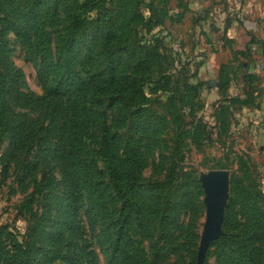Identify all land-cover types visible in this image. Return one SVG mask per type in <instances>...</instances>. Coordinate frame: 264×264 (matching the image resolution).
Wrapping results in <instances>:
<instances>
[{
	"label": "rangeland",
	"instance_id": "1",
	"mask_svg": "<svg viewBox=\"0 0 264 264\" xmlns=\"http://www.w3.org/2000/svg\"><path fill=\"white\" fill-rule=\"evenodd\" d=\"M178 1L95 0L88 11L80 9L84 0H59L54 6H43L52 54L56 53V38L70 24L69 12L79 14L86 24L80 54L92 60L74 70L78 80L105 70L101 41L104 21L112 14L119 84L137 77L143 88L140 93L122 91L114 99L101 97L93 108L84 158L91 180L105 194L106 203L92 206L86 200L88 189H81L76 205L81 228L78 236L72 229L70 210L64 206L60 167L44 160L42 143L31 147L18 141V134L26 132L18 127L19 116L24 114L35 121L39 111L15 109L14 130L0 137V228L9 227L27 249L31 248L32 264H136L137 254L143 255L146 264H196L207 209L200 178L211 170H228L230 174L224 234L220 237L237 235L244 246L262 254L263 262L258 264H264V89L260 91L247 78L249 68H257L256 59L249 55L239 60L233 54L217 69L220 61H211L210 53L220 50L216 41L221 34L213 31L209 39L201 24L206 17L178 10L184 8V0ZM4 33L7 54L0 61L3 71L13 74L25 92H47L51 73L45 71L33 40L10 26L4 27ZM222 65L228 66L225 72ZM246 96L250 102L245 101ZM236 97L243 103L233 102ZM138 109H143L148 119L145 117L147 129L135 137L143 160L137 186L151 191L140 196L142 211L134 219L141 224L133 226L128 251L123 252L119 243L115 258H110L111 245L102 235L101 224L111 225L129 211L122 209L125 206L109 183L100 128L106 123L117 134L125 159ZM184 197L185 207L172 215L179 226L175 244L166 243L155 252L157 216H168ZM152 233L153 238L149 237ZM218 239L211 242L204 261L234 264L220 257L224 249L213 244ZM76 241L79 247L74 258ZM7 256L9 264H21L17 255Z\"/></svg>",
	"mask_w": 264,
	"mask_h": 264
},
{
	"label": "trees",
	"instance_id": "2",
	"mask_svg": "<svg viewBox=\"0 0 264 264\" xmlns=\"http://www.w3.org/2000/svg\"><path fill=\"white\" fill-rule=\"evenodd\" d=\"M58 1L0 0V61L7 54L4 27L10 26L33 40L37 53L41 55L45 71L51 73V84L47 92L43 94L25 92L17 85L13 74L3 71L0 63V137L5 132L14 130L16 122L13 123L12 119L15 120L17 107L39 111L35 121L24 114L19 116L18 127L25 129L26 132L18 134V141L20 144L27 142L31 147L35 142L42 143L44 160L47 163L56 162L60 167L65 186L64 206L66 210H70L69 216L74 220L72 229L78 236L81 228L76 205H78L82 195L81 189L84 187L88 189L86 200L92 206L102 207L106 203L105 194L91 180L84 158V147L92 126L93 108L101 97L114 99L117 95H121L122 91L140 93L143 82L137 77H128L126 84H119L114 58L115 21L112 14L104 21L105 32L101 41L105 54L104 59L107 63L105 70L91 75L85 80H78L74 76V70L92 60L91 56L82 57L80 54V42L86 34V24L78 17L79 14L69 12L70 24L65 32L56 38V53L52 54L50 34L42 8L43 6H54ZM94 1L84 0L80 9L82 7H84V11L92 9ZM53 15L56 13L53 12ZM251 53H253L252 45L246 48L243 55L248 57L252 55ZM142 60L147 61V57L143 56ZM221 68L225 72L228 66L222 65ZM224 75L227 76V73ZM247 78L252 83L255 82V75L250 70H248ZM237 100L243 101L236 97L233 102ZM247 100L250 102L248 96H246L245 101ZM256 108H258L257 105ZM145 117L148 119L143 109L136 111L133 135L130 139L132 144L125 159L120 154V140L117 134L111 132L106 123L102 124L100 128L102 158L109 174V183L123 202L125 207L122 209L129 211L126 216L119 217L111 225L101 224L102 235L108 239L111 245L108 251L110 258H115L113 254L118 249L119 243L122 244L123 252L128 251L131 246L129 239L134 233L133 226L139 227L141 224V221L134 219L142 211L139 206V204L141 205L140 196H147L151 191L149 188L141 190L137 186L138 171H141L143 160L142 158L140 160L141 154L136 146L135 137L136 133L142 129H147ZM185 201L186 198L184 197L171 209L168 216H157L158 221L155 224L156 230H154L156 231V240L153 245L155 252L159 246L166 245V243L175 244L176 231L179 226L172 215L179 214L185 207ZM231 206L230 202L229 210ZM152 230L153 225L150 224L148 231L151 232ZM153 236L152 233L149 237L153 238ZM213 244L224 249L220 253V257L223 256L226 262L234 264L263 262L262 254L254 247L244 246L237 235L226 234ZM75 245L74 258L77 257L78 241L75 242ZM225 249H229L230 252L225 251ZM30 251L31 248L27 249L9 227L2 226L0 228V264H9L7 255L10 253L17 255L21 264H32L33 256ZM142 257V254H137L136 264H146ZM204 264H207L206 260Z\"/></svg>",
	"mask_w": 264,
	"mask_h": 264
},
{
	"label": "crops",
	"instance_id": "3",
	"mask_svg": "<svg viewBox=\"0 0 264 264\" xmlns=\"http://www.w3.org/2000/svg\"><path fill=\"white\" fill-rule=\"evenodd\" d=\"M176 3L179 1L176 0ZM178 10L205 16L201 24L209 39L213 31L221 34L216 41L220 50L210 53L211 61H220L217 69L233 54L239 60H244L246 48L256 45L257 49L251 54L256 59L257 68L250 67L249 70L255 75L257 88L260 91L264 89V0H184V8ZM211 16L214 20H211Z\"/></svg>",
	"mask_w": 264,
	"mask_h": 264
},
{
	"label": "water",
	"instance_id": "4",
	"mask_svg": "<svg viewBox=\"0 0 264 264\" xmlns=\"http://www.w3.org/2000/svg\"><path fill=\"white\" fill-rule=\"evenodd\" d=\"M200 179L205 190L207 209L196 264L204 263V257L211 242L224 234L222 223L230 190L228 170H211L202 174Z\"/></svg>",
	"mask_w": 264,
	"mask_h": 264
},
{
	"label": "built area",
	"instance_id": "5",
	"mask_svg": "<svg viewBox=\"0 0 264 264\" xmlns=\"http://www.w3.org/2000/svg\"><path fill=\"white\" fill-rule=\"evenodd\" d=\"M257 49L256 45H252V50L255 52V50Z\"/></svg>",
	"mask_w": 264,
	"mask_h": 264
}]
</instances>
